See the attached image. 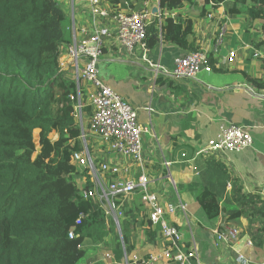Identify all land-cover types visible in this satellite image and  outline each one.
I'll use <instances>...</instances> for the list:
<instances>
[{
    "label": "trees",
    "instance_id": "1",
    "mask_svg": "<svg viewBox=\"0 0 264 264\" xmlns=\"http://www.w3.org/2000/svg\"><path fill=\"white\" fill-rule=\"evenodd\" d=\"M225 1L203 0L200 6L198 0H160V6L164 14L190 3L204 17L211 2ZM239 5H247L253 24L264 21V0H235L229 13L240 14ZM69 24L60 0H0V264H79L87 254L85 239L103 240L94 231L104 228V211L83 197L93 183L73 162L83 145L75 117L77 84L60 64V46L71 42ZM193 33L191 17L164 15L161 28L158 19L149 26L147 45L155 48L161 36L163 43L197 51L188 39ZM210 64L216 68L213 53ZM203 175L195 197L205 218L215 221L225 213L231 221L247 219L244 235L264 248V197L245 192L241 179L215 156L206 158ZM80 214L85 217L77 226ZM131 227L128 216L122 226L127 255L134 250ZM145 228L155 239L159 227L148 222ZM113 247L121 259V242Z\"/></svg>",
    "mask_w": 264,
    "mask_h": 264
},
{
    "label": "crops",
    "instance_id": "2",
    "mask_svg": "<svg viewBox=\"0 0 264 264\" xmlns=\"http://www.w3.org/2000/svg\"><path fill=\"white\" fill-rule=\"evenodd\" d=\"M60 1L70 17L68 31L72 40V21L79 28L88 23V13L80 2L73 7L71 0ZM107 1L110 6L129 3L132 9H137L142 4L139 0ZM234 1L226 0L218 12V8L214 9L218 15L213 18L208 15L200 17V8L190 3H186L181 9L165 11L166 15L191 17L194 20V33L188 37L189 41L198 45L201 50L213 53L217 60L213 71H203L195 80L164 75L157 77L155 69L142 59V52L129 54L121 46L116 33L106 39L100 62L103 80L108 85L119 87L121 95L139 107L141 125L148 126L151 116L153 131L146 134L143 140L147 177L152 188L163 193L170 203L179 204L180 200L185 203L184 212L178 210L175 214L168 215V218L177 226L186 244H197L203 264H241L238 261L240 255L250 263L264 264V248L250 244V238L244 235L247 219L231 221L223 213L215 221H209L195 197L196 191L200 189L195 183L202 181L205 160L210 157L200 150L206 146V141L218 133L222 123H235L248 128L253 137V145L240 152H220L216 157L241 179L245 192L258 193L264 197V21L256 24L250 22L247 5H239L241 13L232 15L229 8ZM149 2L153 13L160 6V0ZM198 2L200 6L203 4V0ZM222 9L230 19L229 32L215 52ZM68 44H62L60 54L62 60L67 62ZM232 51L236 52L237 57L233 63H228L226 58ZM188 52L190 50L160 41L155 48L149 50V56L170 67L176 56ZM104 66L109 69L103 72ZM64 70L74 79L70 68ZM250 87H256L262 95L252 93ZM89 90L86 87V92ZM148 106L153 109L151 114L147 110ZM54 134L56 137L53 139H56L57 134ZM101 158L119 164L121 174L125 177L137 178L139 175L138 168L119 156L103 153ZM165 160L170 162L169 168L164 165ZM140 200V193L137 191L133 197L125 198L123 206L132 223V254L146 256L161 250L164 239L159 232L155 239H150L145 228L148 225L146 205ZM220 227L237 229L239 234L228 243L217 245L216 231ZM97 242L91 238L85 239L82 248L87 254L79 264H123L124 250L121 260L116 256L113 260V257L100 259L102 263L90 259L94 258L91 247L98 246ZM156 264L176 263L161 260Z\"/></svg>",
    "mask_w": 264,
    "mask_h": 264
},
{
    "label": "built area",
    "instance_id": "3",
    "mask_svg": "<svg viewBox=\"0 0 264 264\" xmlns=\"http://www.w3.org/2000/svg\"><path fill=\"white\" fill-rule=\"evenodd\" d=\"M71 1L73 7L76 2H80L88 13L87 24L78 28L72 21L74 37L66 46L68 62L60 57L61 68L63 70L70 68L77 84L78 102L75 106V117L81 128L80 140L83 148L74 153L73 162L81 170L88 172L93 183L91 189L82 190L83 197L92 198L103 211L110 214L111 211H118L123 206L125 198L133 197L139 191L140 198L146 205V218L148 222L159 227L158 232L164 239V245L161 250L146 256L137 253L127 255L124 246L123 264H156L161 260L173 261L176 264H203L197 244L187 245L177 226L168 218V215L175 214L178 210L184 212L185 203L181 200L179 204L165 202L160 195L151 190L150 180L146 174L147 157L143 145L144 136L153 131L151 116L148 126L141 125L139 107L131 104L103 80L100 62L106 39L115 33L121 46L129 54L142 52V59L155 69L157 77L164 75L195 80L203 71H213L210 53L201 49L190 51L176 56L170 67L152 60L147 45L148 28L155 19H158L161 28L166 13H162L160 6L152 13L149 0L142 2L137 9L130 8L129 3L110 6L107 0ZM210 5L211 11L208 16L217 17L223 3L216 5L215 2H211ZM215 7L218 8L217 12L214 10ZM219 19L215 52L229 32L230 19L223 9ZM159 40L162 42L161 36ZM60 52L62 53V45ZM236 57V52L232 51L226 61L233 63ZM86 87L90 88L87 92ZM250 91L262 95L256 87H250ZM87 106L90 107L88 128L85 126L84 117ZM147 110L149 114L153 111L151 106H148ZM262 127L264 128V121ZM91 143L94 144V148ZM252 145L253 137L248 128L235 123H222L217 135L209 139L200 152L216 157L220 152H240ZM93 149L99 155H94ZM103 153L119 156L132 163L138 168V177L123 176L121 166L103 160L101 158ZM164 165L169 168L170 162L165 160ZM84 217V214H80L76 221L77 226L82 223ZM117 223L119 230L122 231L118 220ZM238 234L237 229L228 227L216 231L217 245L228 243ZM73 236L72 231L70 237ZM106 256L112 258L110 253ZM238 261H241V264H251L242 255Z\"/></svg>",
    "mask_w": 264,
    "mask_h": 264
},
{
    "label": "rangeland",
    "instance_id": "4",
    "mask_svg": "<svg viewBox=\"0 0 264 264\" xmlns=\"http://www.w3.org/2000/svg\"><path fill=\"white\" fill-rule=\"evenodd\" d=\"M77 3L79 5V2H76V4ZM226 38H227V35H226ZM104 68L105 69H103V72L106 69H109L108 66H104ZM111 87L116 92H118L119 94H121L120 93L121 92V89L119 87H116V86H113V85ZM86 98L87 97H86V92H85L84 101H86ZM84 117H85V126H86V128H88V123H89L90 117H89V115H88L87 112L85 113ZM143 121H145L144 118H143ZM216 135H217V133L215 134V136ZM51 136H52V138L56 137V135L54 133H52ZM35 142H36L37 146L39 147L40 145H39V131L38 130H35ZM207 142L208 141H206V144L205 145H207ZM82 145H83V143H82ZM91 146L94 148V144L93 143H91ZM90 149L92 150L91 147H90ZM93 151H94L93 154L96 155V152H95L94 149H93ZM79 181H80V184L83 185L82 182L85 181V179L83 177H80L79 178ZM150 187L152 188V185L151 184H150ZM151 190L153 192L157 193L158 195H160L161 198L165 202H169L165 198V195L163 193H159L156 189H153V188ZM96 200H98V199H96ZM140 201H142V200H140ZM94 203L97 204L95 201H94ZM142 203H143V201H142ZM128 216H129V213H128L127 209L124 206H121V208L118 211H115V212L114 211H111L110 214H107L104 211V217L102 219L103 224H104V228L102 229V231L100 233L98 231H94V233L97 234L98 236H101V238L103 240H99V242L96 243L98 246L91 247V251L93 252L92 255L94 256V258L90 257V259H94V260H97V261L99 260V263H102L103 262L102 260H104L103 258H106L107 259L106 254L107 253H110L112 255V257H113L112 258V260H113L115 258V254H114V251L112 250V247L115 245V242L117 240H118L119 243L121 242V245L123 246L122 247V250H124L123 232L119 230V226H118L117 220L119 221V224L121 225V228H122V226L124 225V222L127 220V217ZM92 244H94V243H92ZM106 244H109L108 246H112V247H108V246H106ZM122 250H121V259L123 258L122 252L124 253V251H122ZM100 259H102V260H100Z\"/></svg>",
    "mask_w": 264,
    "mask_h": 264
}]
</instances>
